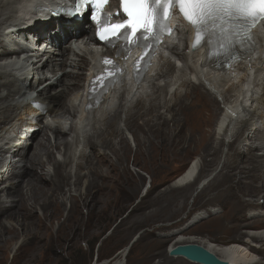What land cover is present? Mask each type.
Returning <instances> with one entry per match:
<instances>
[{"label":"bare ground","instance_id":"obj_1","mask_svg":"<svg viewBox=\"0 0 264 264\" xmlns=\"http://www.w3.org/2000/svg\"><path fill=\"white\" fill-rule=\"evenodd\" d=\"M64 2L0 0V54H20L14 61L0 60V234L13 233L14 221L21 226L20 220L34 218L40 210L53 209L71 197L65 194L57 199L41 185L43 182L50 188L58 187L62 180L58 179V174H72L77 181L80 172L87 168L83 173L85 189L79 190L78 195L81 198L86 195L85 204L90 199V204L99 210L105 209L104 200L93 195H101L106 188L101 182L99 185L97 179L108 172L111 165L105 164L107 158L97 151V146L108 149L110 140L119 138L117 145L121 143V150H127L126 139L129 142L133 137L130 133L123 136L125 130L133 128L132 118L138 119L141 110H165V115H153L143 125L150 130L157 129L158 123L153 121L156 117L162 120L174 145L201 144L208 156L212 151L219 154L227 149L223 166L234 172L233 176L232 173L227 175L230 179L233 177L231 189L222 192L226 194L227 213L222 220L210 223L215 236L178 235L165 250V261L197 264L182 256H170V251L176 247L192 245L224 264H264V26L254 31L248 52L240 62L227 69H216L204 63L201 51H190L191 39L187 37H192L193 27L178 23L176 39L172 36L167 42L139 85L125 83L122 76L116 90L107 94L96 110L84 113L81 109L83 90L97 67L96 57L84 47L74 52L69 45V40L88 32L90 25L86 18L80 21L67 14L45 13ZM108 55L113 57L114 51ZM193 91L196 99L186 111L189 115L183 120L175 119L183 101ZM202 97L208 100L209 106L203 105ZM31 101L42 105L45 115L32 109ZM217 105L221 113L213 127V113L206 115L205 112L212 108L215 111ZM119 123H124L125 127ZM133 136L139 146L141 140L135 131ZM150 146L148 143L147 152ZM111 151L117 160L119 155ZM242 161L245 164L241 165ZM26 174L31 179L24 181ZM212 175L213 172L197 183L194 191L203 190ZM197 177L195 159L170 187L192 185ZM258 181L260 187L255 184ZM244 186L253 190L251 193L257 191L258 195L242 192V196L249 198L240 200L235 190H242ZM245 207L258 209L256 212L261 216L248 220L242 214ZM54 216L53 210L44 217L47 221ZM31 221L29 225L33 227L45 223L40 217ZM26 242L31 246L27 253L37 250V236H31ZM128 250L120 251L113 264H124Z\"/></svg>","mask_w":264,"mask_h":264},{"label":"rangeland","instance_id":"obj_2","mask_svg":"<svg viewBox=\"0 0 264 264\" xmlns=\"http://www.w3.org/2000/svg\"><path fill=\"white\" fill-rule=\"evenodd\" d=\"M194 92L185 98L183 107L179 109L175 119L183 120L189 115L186 111L195 102ZM202 103L209 106L208 100L203 97ZM219 107L217 105L215 111L212 108L208 110L209 112H205L206 115L213 113L212 126H215L221 113ZM143 111L145 110L139 112L138 119L132 118L133 128L124 131V138L128 133L133 137H130L129 142L126 139L127 150H121L123 146L121 143L117 145L119 138L110 140L108 149L97 146V151L104 153L107 158L105 164L111 165L109 171L97 179L99 185L102 183L101 185L106 188L101 195H93L104 200L105 209L99 210L97 206L89 203L90 199H87L85 204L86 195L82 198L78 195L79 190L85 189L83 182L86 176L83 173L87 168L80 172L77 181L72 174H58V179L62 180L55 188H50L49 184L41 182V185L48 192L52 191L57 199L65 194L66 197L69 195L71 197L53 209L40 210L34 218L20 220L23 222L21 226L14 221L16 229L13 233L0 234V264H113L117 254L133 239L136 240L128 248L129 253L125 257L124 264H180L179 261L182 260L173 263L165 261V250L174 237L182 234L199 238L215 236L210 223L215 219L222 220L221 218L226 215V194L222 192L227 188L231 189L233 177L230 179L227 175L229 173L234 175L231 169L223 166L227 149H222L219 154H214L212 151L208 156L201 144L174 145L162 125V120H156V117L153 119L158 123L157 129L150 130L148 126L143 125L153 115L160 113L165 115V110ZM119 125L125 127L124 123ZM170 125L172 126L171 123ZM134 131L141 140L139 146H136ZM228 140L230 138L225 140V144ZM148 143L151 146L147 152L145 148ZM33 148L32 145L30 153ZM111 150L119 155L117 160L112 157ZM55 152L56 150L53 149V153ZM195 159L198 161V177L195 183L172 189L170 185L174 179ZM240 163L245 164L244 161ZM72 167L74 169V164ZM212 172L213 175L208 180L207 186L194 195L197 183ZM10 174H12L11 169ZM29 179L31 177L26 174L24 181ZM12 180L14 179H8V181ZM53 181L57 183L58 180L53 177ZM255 184L260 187L259 181ZM235 191L242 201L249 198L247 195L242 196V192L254 197L258 195L257 191L251 193L253 190L246 186L242 190ZM53 210L56 216L47 218L46 221L44 216H48ZM256 211L259 210L245 207L242 214L243 217H248V220L258 219L261 214ZM38 217L45 222L44 225L30 226L31 220H36ZM31 236H37L39 243L37 250L30 254L26 252L31 247L26 240H30Z\"/></svg>","mask_w":264,"mask_h":264},{"label":"snow or ice","instance_id":"obj_3","mask_svg":"<svg viewBox=\"0 0 264 264\" xmlns=\"http://www.w3.org/2000/svg\"><path fill=\"white\" fill-rule=\"evenodd\" d=\"M74 2L76 7L66 10V14L75 15L81 12L82 5L90 4L91 19L97 22L99 39L109 45L121 41V48L125 53L132 45L148 48L154 44L158 35L164 31L170 32L167 19L171 15V9L179 7L184 19L193 26V48L202 39L211 44L214 37L219 38L223 41V48L234 59L235 46L242 45L244 39H250L249 29L257 20L264 18V0H120L127 19L109 23V18L97 11L107 0ZM104 63L109 64L110 61L105 58ZM112 70L118 69L113 65Z\"/></svg>","mask_w":264,"mask_h":264},{"label":"water","instance_id":"obj_4","mask_svg":"<svg viewBox=\"0 0 264 264\" xmlns=\"http://www.w3.org/2000/svg\"><path fill=\"white\" fill-rule=\"evenodd\" d=\"M72 16H77L72 15ZM211 177H209L208 180H210ZM207 180V181H208ZM196 190L194 194L197 192ZM134 239L131 240V242L128 244V246L125 249L130 248V246L133 244ZM170 256H182L183 258L187 259L190 262H194L197 264H224L220 262L217 258L212 256L211 254L207 253L205 250H203L200 247L197 246H179L170 251Z\"/></svg>","mask_w":264,"mask_h":264}]
</instances>
